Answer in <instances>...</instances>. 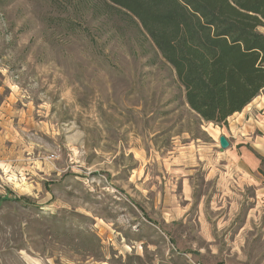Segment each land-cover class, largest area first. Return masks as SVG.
Here are the masks:
<instances>
[{"label":"rangeland","instance_id":"obj_1","mask_svg":"<svg viewBox=\"0 0 264 264\" xmlns=\"http://www.w3.org/2000/svg\"><path fill=\"white\" fill-rule=\"evenodd\" d=\"M106 9L0 0V264H264V229L239 252L197 216L232 117H200L146 32Z\"/></svg>","mask_w":264,"mask_h":264},{"label":"trees","instance_id":"obj_2","mask_svg":"<svg viewBox=\"0 0 264 264\" xmlns=\"http://www.w3.org/2000/svg\"><path fill=\"white\" fill-rule=\"evenodd\" d=\"M103 2L146 32L204 120L224 125L264 91V0Z\"/></svg>","mask_w":264,"mask_h":264},{"label":"crops","instance_id":"obj_3","mask_svg":"<svg viewBox=\"0 0 264 264\" xmlns=\"http://www.w3.org/2000/svg\"><path fill=\"white\" fill-rule=\"evenodd\" d=\"M257 97L230 116L228 126L213 128L219 130L213 146L220 164L208 168L206 180L213 181L216 189L197 212L208 240L223 238L239 252L247 237L264 229V97ZM222 135L229 140L227 148L220 146ZM166 214L174 220V215ZM222 230L230 234H220Z\"/></svg>","mask_w":264,"mask_h":264},{"label":"water","instance_id":"obj_4","mask_svg":"<svg viewBox=\"0 0 264 264\" xmlns=\"http://www.w3.org/2000/svg\"><path fill=\"white\" fill-rule=\"evenodd\" d=\"M220 143L223 148H226L229 146V141L227 140L225 136L220 137Z\"/></svg>","mask_w":264,"mask_h":264}]
</instances>
